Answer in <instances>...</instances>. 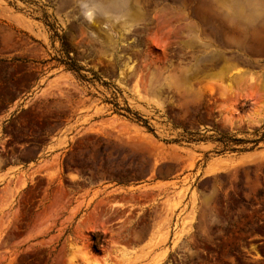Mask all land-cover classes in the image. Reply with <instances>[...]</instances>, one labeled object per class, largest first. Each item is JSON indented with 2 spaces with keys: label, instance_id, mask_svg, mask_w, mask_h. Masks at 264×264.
I'll return each mask as SVG.
<instances>
[{
  "label": "rangeland",
  "instance_id": "obj_1",
  "mask_svg": "<svg viewBox=\"0 0 264 264\" xmlns=\"http://www.w3.org/2000/svg\"><path fill=\"white\" fill-rule=\"evenodd\" d=\"M0 264H264V0H0Z\"/></svg>",
  "mask_w": 264,
  "mask_h": 264
}]
</instances>
